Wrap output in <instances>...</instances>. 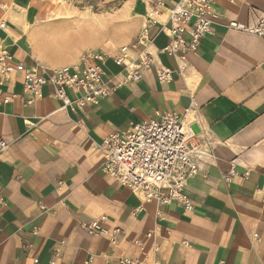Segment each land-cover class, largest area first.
Returning a JSON list of instances; mask_svg holds the SVG:
<instances>
[{"label":"crops","instance_id":"1","mask_svg":"<svg viewBox=\"0 0 264 264\" xmlns=\"http://www.w3.org/2000/svg\"><path fill=\"white\" fill-rule=\"evenodd\" d=\"M44 1L0 0V23H7L0 44L25 67L55 69L39 62L29 41ZM154 1L131 2L143 29ZM179 1L163 0L148 28L156 68L170 69L171 83L144 71L141 82L76 111L62 108L52 86L27 106L18 98H30L20 77L3 88L17 97L0 103V141L8 147L0 150V264H264V40L228 28L264 17V0H214L223 18L187 55L183 71L162 53L171 40L161 27ZM123 47L94 54L107 78L117 79L111 89L123 80L111 59ZM158 114L185 118L200 144L199 172L186 187L192 212L145 202L103 171V140ZM103 218L105 233L80 227Z\"/></svg>","mask_w":264,"mask_h":264},{"label":"built area","instance_id":"2","mask_svg":"<svg viewBox=\"0 0 264 264\" xmlns=\"http://www.w3.org/2000/svg\"><path fill=\"white\" fill-rule=\"evenodd\" d=\"M163 8V0L150 3L143 34L134 43L124 45L120 55L111 57L115 65L122 68L123 78L114 83L112 89L110 84L117 79L107 78L105 68L94 62H102L98 55L83 60L81 64L58 69L37 64L25 67L16 62L15 56L0 44V103H11L17 97L14 93H4L3 88L9 87L18 77L23 81L24 95H30L27 99L18 97L26 106L43 98L45 86H52L54 93L51 96L62 102L63 109L70 108L73 111L98 105L102 99L109 97L111 91L132 82H141L144 71L155 69L160 82L171 83L173 72L168 68H156L155 58L149 51L148 28L157 23ZM168 12V22L161 28L166 31L171 42L162 53L174 57L183 71L182 64L187 61V55L200 49L201 40L213 34L215 20L223 18V15L219 14L214 0H180ZM228 28L264 40V17L258 18L253 24L230 22ZM0 29H7L5 21L0 23ZM68 90L77 93L78 97L71 99ZM185 120L176 114H158L155 120L130 123L125 133L110 134L101 145L105 157L103 171L126 189L141 193L145 202H153L159 207L176 203L186 212H192L194 207L186 187L188 181L198 175L197 159L201 150L196 135ZM6 149L7 144L0 141V150ZM235 175L232 170L225 175L224 180L229 182ZM105 221L103 218L80 224V227L91 235L101 234L105 233L102 226ZM117 233L118 230L114 231V237ZM114 237L111 242H114ZM121 263L137 264L128 260H122Z\"/></svg>","mask_w":264,"mask_h":264},{"label":"rangeland","instance_id":"3","mask_svg":"<svg viewBox=\"0 0 264 264\" xmlns=\"http://www.w3.org/2000/svg\"><path fill=\"white\" fill-rule=\"evenodd\" d=\"M132 1L45 0L42 19L29 38L34 54L58 69L133 42L144 30V19Z\"/></svg>","mask_w":264,"mask_h":264},{"label":"bare ground","instance_id":"4","mask_svg":"<svg viewBox=\"0 0 264 264\" xmlns=\"http://www.w3.org/2000/svg\"><path fill=\"white\" fill-rule=\"evenodd\" d=\"M83 37V36H82ZM84 39V38H83ZM84 42V41H83ZM36 57L38 58L40 63H43V58L41 57V55L39 54V52L36 54ZM47 65V64H46Z\"/></svg>","mask_w":264,"mask_h":264}]
</instances>
